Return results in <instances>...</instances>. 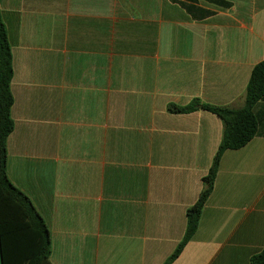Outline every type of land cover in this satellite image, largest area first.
I'll return each instance as SVG.
<instances>
[{
    "label": "crops",
    "instance_id": "crops-1",
    "mask_svg": "<svg viewBox=\"0 0 264 264\" xmlns=\"http://www.w3.org/2000/svg\"><path fill=\"white\" fill-rule=\"evenodd\" d=\"M0 0L12 54L10 181L51 233L52 264H164L223 138L193 100L241 109L264 61V0ZM260 135L224 153L198 229L173 264H250L264 249ZM0 264H3L0 240Z\"/></svg>",
    "mask_w": 264,
    "mask_h": 264
},
{
    "label": "trees",
    "instance_id": "trees-1",
    "mask_svg": "<svg viewBox=\"0 0 264 264\" xmlns=\"http://www.w3.org/2000/svg\"><path fill=\"white\" fill-rule=\"evenodd\" d=\"M195 21L206 20L215 11L199 6L205 1L222 9H230L227 0H172ZM13 78L12 54L7 29L0 11V240L3 264H52L51 233L30 198L9 179L7 172V140L14 130L10 90ZM264 102V61L255 66L247 87L246 103L241 109L213 106L195 99L185 107L170 105L169 112L189 114L203 110L218 116L224 125L223 138L212 166L202 179L204 189L186 213L187 227L183 240L164 264H173L194 237L202 210L213 192L220 163L228 150H238L260 135L257 106ZM250 264H264V249L254 255Z\"/></svg>",
    "mask_w": 264,
    "mask_h": 264
}]
</instances>
